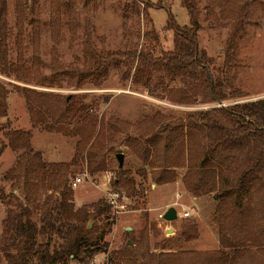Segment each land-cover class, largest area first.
<instances>
[{
  "label": "trees",
  "instance_id": "1",
  "mask_svg": "<svg viewBox=\"0 0 264 264\" xmlns=\"http://www.w3.org/2000/svg\"><path fill=\"white\" fill-rule=\"evenodd\" d=\"M139 1L144 4L146 16L149 9L157 5L151 0ZM220 1L226 4L230 0ZM37 2L32 0L29 5V0H15L18 43L25 38L35 40L39 32ZM50 2L55 24L76 25L71 1ZM251 4L252 0H243L234 6V20L219 65L199 44L201 5L198 0H182L190 23L180 25L170 13L162 29V32H172V48L121 51L103 47L99 51H87L83 69L56 67L53 74L46 76L38 73L41 60L37 54L32 65L22 51L16 59L11 57L10 41L14 34L7 21L8 0H0L2 75H15L18 81L47 88H61L66 78L74 88L82 89L88 83L101 85L112 65L120 66L128 59L137 62L132 76L135 84L150 89L152 75L158 70L169 75L172 81L177 78L181 81L175 101L188 104L202 96L205 102L221 104L207 109H189L185 117L177 121L162 122L158 131L145 140L128 137L126 141L151 168V178L157 185L174 182L176 167L185 166L186 190L196 196L217 192L221 206L218 215L220 248L197 257L201 264H264V229H261L260 214L241 207L239 201L242 191L253 187L258 178L264 179V97L246 99L245 92L236 84L243 66L241 46L251 24ZM29 9L33 13L31 37L26 27ZM147 35L158 38L154 29ZM13 86L26 100L33 128L78 137V140L69 162H47L42 152L33 148V129H12L9 120L3 124V135L8 143L0 141V157L8 146L17 153L15 164L4 176L12 181L13 188L22 189L26 202L8 210L0 240V264H33V259L35 264H67L70 258L91 264L99 253H109L110 264H140L133 240L109 251L108 243L103 240L106 228L113 221L110 225L90 227V219L103 214L109 217L108 203L99 200L78 208L74 203L75 191L70 179L73 167L86 160L94 174L107 170L106 145L102 137L109 120L92 111V104L85 100L86 94L70 95L18 84ZM9 94L10 90L0 78V118L8 116ZM115 126L112 123V127ZM203 136L206 137L204 142ZM228 163L232 178L225 172ZM143 175L146 176V171ZM111 184L116 190H125L129 196L140 193L136 180L123 167H119L118 176ZM41 190L46 192L44 197ZM0 195L5 197L1 188ZM34 211L40 212L41 224L33 219ZM52 232L63 237L57 247H52L49 240L38 242L39 235ZM190 253L201 256L198 251ZM141 257L143 263L153 264L147 260V254Z\"/></svg>",
  "mask_w": 264,
  "mask_h": 264
},
{
  "label": "rangeland",
  "instance_id": "2",
  "mask_svg": "<svg viewBox=\"0 0 264 264\" xmlns=\"http://www.w3.org/2000/svg\"><path fill=\"white\" fill-rule=\"evenodd\" d=\"M71 1L77 23L75 26L55 24L50 0H38L37 33L35 40L18 43L17 13L15 0H8L7 21L12 29L11 57L16 59L22 51L32 65L34 55L41 60L38 73L50 76L56 67H84L87 51L107 50L131 51L147 47H173L172 32H162L171 13L178 24L190 23V17L182 0H151L156 7L144 12V4L139 0H65ZM243 0H230L223 4L220 0H198L202 7L199 29V44L202 50L211 57L216 65L222 63L227 36L234 20L233 8ZM32 0H29L31 5ZM222 4V5H221ZM251 21L241 46L242 68L237 76V86L246 94V99L264 97V0H252ZM33 13L27 11L26 27L31 37L33 25L30 20ZM154 29L158 38L147 35ZM120 66L112 65L108 77L99 86L86 84L76 89L64 78L61 88H47L30 85L15 79V75L0 74L10 90L8 95V116L0 118V141L8 143L3 135V124L7 120L12 129H33L32 145L41 151L47 162H69L75 153L78 137H69L61 133H51L32 127L26 100L16 91L14 84L59 92L62 94H86V101L92 104V111L109 120L107 130L103 133L106 145L107 170L92 173L88 164L83 161L73 167L71 182L81 177L82 182L73 187L74 203L78 208L83 204L104 200L108 203V195L113 191L121 194L122 201L128 205L126 210L114 213L110 208L107 214L90 219V227H99L114 222L106 228L104 240L109 251L120 248L127 240H133L138 253V263H143L141 255H148L153 264H201L197 257L220 248L219 222L220 197L217 192L200 196L186 190L183 176L187 167H176L177 178L174 182L157 185L151 178V168L127 145L128 137L145 140L158 131L162 122L169 123L185 117L189 109H207L220 106L218 103L205 102L202 96L195 102L184 104L175 101L176 91L182 86L177 78L172 81L165 72L155 70L152 75L151 88L135 84L132 76L137 62L126 60ZM161 77V78H160ZM115 123V128L112 127ZM129 123V124H128ZM204 142L206 137H201ZM124 153L123 168L137 182L139 194L129 196L125 190H116L106 181V173H112V179L118 176L119 162L117 153ZM17 153L9 146L0 157V188L5 197L0 195V240L3 235V222L11 207L25 203L21 188H13L12 181L5 178V173L16 162ZM231 165L226 164V175L232 178ZM143 171H146L144 177ZM177 191L181 194L178 195ZM43 197L46 192L41 190ZM240 206L256 210L261 217V229H264V179L258 178L253 187L242 191L239 196ZM176 207L179 216L174 221L162 220L160 213L169 207ZM188 210L190 215L182 217ZM33 219L39 224L40 212L34 211ZM60 225V221H58ZM131 229L128 230L127 228ZM192 236L193 238H188ZM38 242L50 241L57 247L63 237L58 232L45 233L38 236ZM14 249V248H13ZM256 250V249H254ZM193 251L201 252L197 256ZM259 253V252H257ZM263 254V253H262ZM261 256V255H260ZM109 253H99L91 264H110ZM35 264V260L32 261ZM3 264H6L5 262ZM67 264H82L70 258Z\"/></svg>",
  "mask_w": 264,
  "mask_h": 264
},
{
  "label": "built area",
  "instance_id": "3",
  "mask_svg": "<svg viewBox=\"0 0 264 264\" xmlns=\"http://www.w3.org/2000/svg\"><path fill=\"white\" fill-rule=\"evenodd\" d=\"M112 180V173L110 171H108L106 173V181L110 182ZM82 182V178L81 177H76L73 179V181L71 182V185L73 187H76L78 185V183ZM177 194L180 195L181 192L177 191ZM108 204L110 205V208L113 210L114 213H118L121 212L123 210H126L128 208V205L125 201H122V197L121 194L118 191H113L111 193H109L108 195ZM183 215L182 217H188L190 215V212L188 210L182 211ZM165 212L160 213V218L162 220H165L163 218ZM179 215V212H178Z\"/></svg>",
  "mask_w": 264,
  "mask_h": 264
},
{
  "label": "water",
  "instance_id": "4",
  "mask_svg": "<svg viewBox=\"0 0 264 264\" xmlns=\"http://www.w3.org/2000/svg\"><path fill=\"white\" fill-rule=\"evenodd\" d=\"M116 158H117V160L119 162V167H123L124 166V161H125L124 153H122V152L117 153L116 154ZM178 216L179 215H178V211H177L176 207L171 206L165 211V213L163 215V218L165 220H167V221H174V220H176L178 218Z\"/></svg>",
  "mask_w": 264,
  "mask_h": 264
},
{
  "label": "crops",
  "instance_id": "5",
  "mask_svg": "<svg viewBox=\"0 0 264 264\" xmlns=\"http://www.w3.org/2000/svg\"><path fill=\"white\" fill-rule=\"evenodd\" d=\"M127 229H128V230H130L131 228H130V227H128Z\"/></svg>",
  "mask_w": 264,
  "mask_h": 264
}]
</instances>
